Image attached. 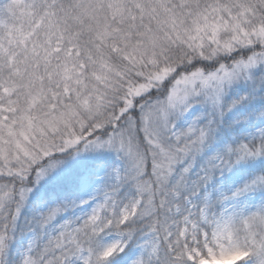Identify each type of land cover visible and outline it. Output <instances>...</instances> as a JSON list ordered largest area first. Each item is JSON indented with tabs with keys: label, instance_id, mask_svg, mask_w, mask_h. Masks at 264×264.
<instances>
[{
	"label": "snow or ice",
	"instance_id": "obj_1",
	"mask_svg": "<svg viewBox=\"0 0 264 264\" xmlns=\"http://www.w3.org/2000/svg\"><path fill=\"white\" fill-rule=\"evenodd\" d=\"M264 264V0H0V264Z\"/></svg>",
	"mask_w": 264,
	"mask_h": 264
},
{
	"label": "rangeland",
	"instance_id": "obj_2",
	"mask_svg": "<svg viewBox=\"0 0 264 264\" xmlns=\"http://www.w3.org/2000/svg\"><path fill=\"white\" fill-rule=\"evenodd\" d=\"M222 264H231V261L228 260V259H224V260L222 261Z\"/></svg>",
	"mask_w": 264,
	"mask_h": 264
}]
</instances>
